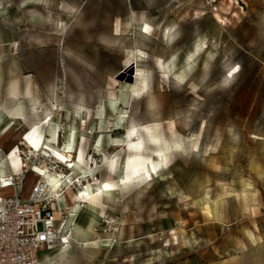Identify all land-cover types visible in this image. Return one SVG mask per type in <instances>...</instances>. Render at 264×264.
I'll return each mask as SVG.
<instances>
[{"label": "rangeland", "instance_id": "1", "mask_svg": "<svg viewBox=\"0 0 264 264\" xmlns=\"http://www.w3.org/2000/svg\"><path fill=\"white\" fill-rule=\"evenodd\" d=\"M25 1L0 0V127L19 115L23 133L51 118L62 140L83 134L101 182L124 176L125 151L114 147L132 129L146 155L168 148L153 156L150 180L61 209L60 239L42 256L264 264V0Z\"/></svg>", "mask_w": 264, "mask_h": 264}, {"label": "bare ground", "instance_id": "2", "mask_svg": "<svg viewBox=\"0 0 264 264\" xmlns=\"http://www.w3.org/2000/svg\"><path fill=\"white\" fill-rule=\"evenodd\" d=\"M41 0H27L24 6H39ZM234 2V0H230ZM219 21H224L220 15H216ZM30 25L42 27L44 24V17L42 15H31L27 18ZM234 72H231V76ZM52 122L50 118L48 121H41L30 126L29 130L23 133L26 125L19 115L9 116L7 120L2 124L0 128V147L7 146L12 140L21 136V143L15 145L11 151H9L2 162L12 166L18 173L23 168V162L19 156L18 149L22 145H26L33 151L43 152L45 155L53 156L57 160L69 165L72 174L76 176H83L82 188L75 192L71 188H67L63 196L59 198V201L64 199L66 206L65 211L70 212L78 203L85 204H98L101 205V201L104 196L109 195L112 192L122 189L128 184H141L146 180H150V169L156 171V164L153 156L165 159V151L168 149L166 146H160L158 149L152 150V154L146 155L147 149L143 147L137 129H132L126 137L127 143L123 145L121 142L117 143L114 149H123L125 151V173L121 180L99 181L95 171L89 168V164L86 157V147L88 138L83 134L80 135L78 140L75 139V132L71 131L66 139L62 140L61 133L56 127H50L48 124ZM82 132L85 131V123L81 126ZM150 134L151 141L153 143L158 142V138L150 132V129L146 128ZM179 131L187 135V131L179 129ZM112 169L117 167L116 159L110 161ZM31 175L35 177L42 176V170L36 167L31 168ZM95 181V182H94ZM48 183L51 190H55L59 186V181L54 177L49 176ZM94 183L97 186L96 189L90 187V184ZM13 191L12 188L0 190V199L5 198ZM58 202V201H57ZM63 242L70 245L67 238H64ZM69 247V246H68ZM67 249H64L62 253H65ZM45 264H52L50 257H46ZM56 264V263H54Z\"/></svg>", "mask_w": 264, "mask_h": 264}, {"label": "built area", "instance_id": "3", "mask_svg": "<svg viewBox=\"0 0 264 264\" xmlns=\"http://www.w3.org/2000/svg\"><path fill=\"white\" fill-rule=\"evenodd\" d=\"M17 153L24 165L21 171L17 173L10 166V174L0 178V190L13 189L12 194L0 199V264H39L41 254L55 250L60 239L63 210L59 198L67 188L73 191L80 188L83 179L72 174L66 163L26 145ZM89 158L92 170L102 163L96 155L90 154ZM33 167L41 169L43 174L24 198L23 186ZM49 176L60 183L55 190L50 188Z\"/></svg>", "mask_w": 264, "mask_h": 264}, {"label": "crops", "instance_id": "4", "mask_svg": "<svg viewBox=\"0 0 264 264\" xmlns=\"http://www.w3.org/2000/svg\"><path fill=\"white\" fill-rule=\"evenodd\" d=\"M25 92L26 91H24V89H23V87L22 88H20L16 93H14V101H17L16 99V97H18V95H16V94H25ZM27 94L28 95H31V91H30V89L29 90H27ZM9 118V117H8ZM1 128V127H0ZM11 143V142H10ZM9 143V144H10ZM8 144V145H9ZM7 145V146H8ZM15 146V145H14ZM4 147H6V146H4ZM3 146H1L0 147V150H2V148H4ZM13 148V147H12ZM107 169H108V172H109V174L111 175H113V174H115V172H116V169H117V167L115 168V170L114 169H112V167H111V164H109L108 166H107ZM13 170L15 171V169L13 168ZM10 172H11V167H10V165H8L7 163H5V162H2L1 161V159H0V178L1 177H4V176H7V175H9L10 174ZM16 172V171H15ZM30 175V174H29ZM29 175H28V177H27V179H26V181H25V184H24V186H23V197H24V194L26 193L27 194V196H28V193H29V188H31L33 185H34V183L36 182V180H37V177H35V176H33L32 177V179H29ZM121 180V179H120ZM97 188V187H96ZM95 188V189H96ZM13 193V191L10 193V194H12ZM113 193V192H112ZM26 196V197H27ZM26 197H24V198H26ZM81 204H85V203H81ZM65 206H66V203H65V201H64V199L62 198V200H60L59 201V207L61 208V209H65ZM45 254L47 253V252H44ZM43 254V253H42ZM42 254H41V256H40V259H41V257H43L44 256V259H46V255L44 254L43 256H42ZM39 264H40V261H39Z\"/></svg>", "mask_w": 264, "mask_h": 264}, {"label": "snow or ice", "instance_id": "5", "mask_svg": "<svg viewBox=\"0 0 264 264\" xmlns=\"http://www.w3.org/2000/svg\"><path fill=\"white\" fill-rule=\"evenodd\" d=\"M229 75H231V73H229Z\"/></svg>", "mask_w": 264, "mask_h": 264}]
</instances>
